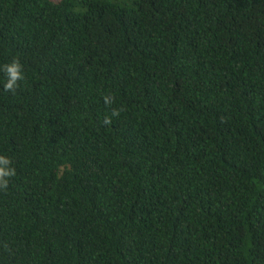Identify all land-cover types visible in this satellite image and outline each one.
Listing matches in <instances>:
<instances>
[{
	"label": "trees",
	"instance_id": "trees-1",
	"mask_svg": "<svg viewBox=\"0 0 264 264\" xmlns=\"http://www.w3.org/2000/svg\"><path fill=\"white\" fill-rule=\"evenodd\" d=\"M13 59L0 264H264V0H0Z\"/></svg>",
	"mask_w": 264,
	"mask_h": 264
},
{
	"label": "clouds",
	"instance_id": "clouds-1",
	"mask_svg": "<svg viewBox=\"0 0 264 264\" xmlns=\"http://www.w3.org/2000/svg\"><path fill=\"white\" fill-rule=\"evenodd\" d=\"M0 71L4 73L6 82L3 87L6 92L16 93L20 81L25 79L23 65L19 59H13L10 63L0 66ZM113 116L119 115V110H114ZM105 123H111V119L106 117ZM11 158L0 155V189H7L9 180L16 175V170L11 167Z\"/></svg>",
	"mask_w": 264,
	"mask_h": 264
}]
</instances>
